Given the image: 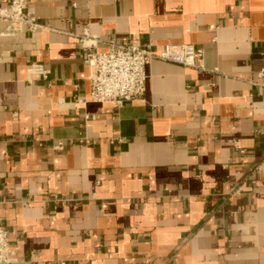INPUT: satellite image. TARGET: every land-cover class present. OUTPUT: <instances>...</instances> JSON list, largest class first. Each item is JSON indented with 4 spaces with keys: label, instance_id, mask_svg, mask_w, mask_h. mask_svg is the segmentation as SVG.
<instances>
[{
    "label": "crops",
    "instance_id": "0c3cea01",
    "mask_svg": "<svg viewBox=\"0 0 264 264\" xmlns=\"http://www.w3.org/2000/svg\"><path fill=\"white\" fill-rule=\"evenodd\" d=\"M28 2L46 27L0 21L11 264H264V0ZM86 28L204 58L154 59L143 98L94 102Z\"/></svg>",
    "mask_w": 264,
    "mask_h": 264
},
{
    "label": "built area",
    "instance_id": "2783aa9c",
    "mask_svg": "<svg viewBox=\"0 0 264 264\" xmlns=\"http://www.w3.org/2000/svg\"><path fill=\"white\" fill-rule=\"evenodd\" d=\"M73 5L78 6V2H73ZM0 21L7 22L5 32L12 35L25 28L36 31L46 27L29 7L28 0H12L9 6L0 7ZM76 36L79 38L82 59L93 67L90 75L91 101H112L117 106L145 96L148 66L154 59L199 67L204 58V50L191 43H166L162 48L155 49L151 43L138 37L132 41L113 37L103 41L87 28ZM102 45L104 49H100ZM33 70L47 76V70L41 64H34ZM83 139L89 141L88 138ZM58 146L64 148V141L59 140ZM12 255L9 230L0 219V264H11Z\"/></svg>",
    "mask_w": 264,
    "mask_h": 264
}]
</instances>
